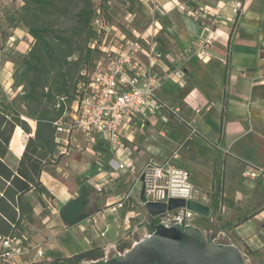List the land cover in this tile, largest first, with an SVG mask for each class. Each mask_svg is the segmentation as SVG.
Instances as JSON below:
<instances>
[{"label":"crops","instance_id":"obj_1","mask_svg":"<svg viewBox=\"0 0 264 264\" xmlns=\"http://www.w3.org/2000/svg\"><path fill=\"white\" fill-rule=\"evenodd\" d=\"M174 1L180 2L155 0L153 7L145 0L147 23L141 33L166 54L165 61L156 66L161 82L157 94L163 101L178 107L182 118L166 110L147 118L136 115V133L126 142L136 168L127 173L136 176L149 160L164 163L187 138H195V147L211 150L210 164L204 166L194 158L188 162L181 153L172 158V162L189 171V179L199 191L198 200L210 205L211 214L203 218L204 225H210L211 228H206L216 231L225 243L236 245L246 264H264V176L249 179L242 174L248 164L264 169V0H212L213 5L205 7L213 6L214 25L207 16L198 22L188 19L184 14V11L191 13L188 6L181 8ZM238 2L241 7L236 12L234 7ZM156 11L162 16H157ZM207 35H211L212 44L203 56L199 50ZM167 66H180L182 76L176 81L171 79ZM173 118L178 121H172ZM190 123L197 127L198 135L190 136ZM31 136H34V128L27 133L17 126L13 132L2 161L15 175H18L19 162ZM81 154L82 158L78 159L72 150L57 165L42 171L40 181L52 195L51 212L46 207V195H42L45 201L42 204L34 189L25 194L32 206V221L27 220L25 211L21 217L17 204L8 202V211L20 219L15 232L28 237L34 245H41L47 255L56 252L71 256L90 248V239H107L89 227L92 213L81 218V222L72 223L77 212L72 210V215L65 211L71 202L78 201L83 189L94 188L92 181L103 178L87 163L89 154ZM83 164L84 173H78ZM77 174L85 177L77 179ZM218 183L220 192L216 197ZM135 201L140 203L137 197ZM120 210L124 213V209ZM0 214V232L7 234L15 225ZM105 226L106 222L100 220L98 228L102 230ZM149 233L145 229L140 238ZM108 243V248L115 247L116 239H109ZM35 253L34 248L21 260Z\"/></svg>","mask_w":264,"mask_h":264},{"label":"built area","instance_id":"obj_2","mask_svg":"<svg viewBox=\"0 0 264 264\" xmlns=\"http://www.w3.org/2000/svg\"><path fill=\"white\" fill-rule=\"evenodd\" d=\"M174 4L187 8V5L177 1H174ZM240 7L241 3L238 2L234 10L239 12ZM189 12L192 13L190 9ZM129 16L132 20L135 13H129ZM156 23L157 21H154L153 24L157 28ZM95 24L99 30L106 29L101 19H97ZM211 44L212 37L207 35L202 40L199 53L206 55ZM92 46L94 47L95 43ZM101 48L107 62L105 64H102V61L98 62L95 69L88 73L89 81L79 82L69 119H59L54 124L59 154L65 155L76 150L99 155L95 148L97 138L101 137L106 142L110 156L103 164L100 159L96 162L100 167L102 165L107 167L106 169L102 167L99 174L109 182L120 177L123 172L135 171L136 166L126 142L136 133L134 126L136 115L147 118L160 110H166L178 118L182 116L178 107L163 101L157 94L161 82L156 66L165 61L166 54L156 48L150 37L137 31L136 37L131 38L122 32L110 44H105ZM82 73L86 74V71ZM167 73L176 81L182 76V68L167 66ZM61 100L65 101V97ZM189 127L190 136L199 134L194 124L190 123ZM80 134L83 140H79ZM178 156L179 152L176 150L164 163L149 160L139 172H136L135 179L140 184V191L141 188H145L148 200L167 202L171 197L199 198L198 189L189 179V171L173 164L172 158ZM242 174L246 178L257 179L264 176V169L248 164ZM92 182L97 190H102L103 185L98 180ZM46 199L47 205L53 206L51 198ZM137 200L142 204L139 196ZM136 206L137 201L133 199V194L126 192L120 198L107 202L103 209L91 215L92 228L97 231L99 219H107L109 223L107 222L106 228L100 231V236H105L108 224L111 220H116L115 212L124 209L123 225L128 229L131 227L132 219L137 216ZM157 217L161 219L160 222L198 226L205 229L208 235L219 239L216 231L206 228L202 221L203 216L187 208H179ZM32 248L36 249V253L31 257V263L26 260L27 264L37 263L38 260H40L38 262L53 260L41 245L36 244L32 247L28 237L23 234L0 235V264H19L23 255Z\"/></svg>","mask_w":264,"mask_h":264},{"label":"trees","instance_id":"obj_3","mask_svg":"<svg viewBox=\"0 0 264 264\" xmlns=\"http://www.w3.org/2000/svg\"><path fill=\"white\" fill-rule=\"evenodd\" d=\"M57 1L25 0L24 5L21 7L20 21L27 27L35 42L30 51L21 54L22 58L15 85L22 88V92L12 100L0 101V213L15 225L7 234L0 232V235L3 236L22 235L15 232L20 224V219H16L14 214L8 211L9 201L17 204L21 210V217L24 216L25 211L27 220L32 221V206L25 194L34 189L38 193L42 204H45L43 194L52 198L49 190L40 181V175L46 168L57 165L64 156V154H59L57 150L56 125L54 122L59 119H69L72 104L78 93L79 82L89 81L88 73L93 67L97 66L98 61L95 62L94 60L102 52L99 41H101L103 29L99 30L95 21L101 19L104 24L103 14L106 12L109 0H102L98 9L91 5L90 0H82L83 6L78 12L77 21L81 28L86 30L88 37L81 49L86 50L85 54H80L76 60L86 62L87 65L84 68L86 74L81 71L82 75L77 85L73 86L71 93L69 77L72 71L68 69V66L71 64L69 57L75 56L77 51L74 45V37L59 32L49 23L40 22L41 15L54 13L59 8L60 5ZM82 29L81 31H83ZM97 35L98 37L93 42L95 46H92L93 43L87 45L89 38ZM75 63L78 64L77 61ZM62 97H65V101L61 100ZM18 99H20L21 105L26 108V116L35 122V126L29 122L27 117L21 116L15 105ZM17 126H20L27 133L33 132L34 128V136H31L26 143L19 162L18 175H15L2 159L8 150L10 140ZM95 148L101 158L107 161L110 150L101 137L97 138ZM56 154L57 158L54 159ZM88 189H83L82 193ZM219 192L220 186L218 183L216 197ZM158 222V217L152 218V231L153 224ZM93 250L94 248H89L71 256L55 258L51 262L79 264L84 258L92 257L94 255Z\"/></svg>","mask_w":264,"mask_h":264},{"label":"rangeland","instance_id":"obj_4","mask_svg":"<svg viewBox=\"0 0 264 264\" xmlns=\"http://www.w3.org/2000/svg\"><path fill=\"white\" fill-rule=\"evenodd\" d=\"M154 1L155 0H149L153 7L155 5ZM179 1L185 3L192 11V13L184 11V14L188 16V19L192 18L196 22H198L201 17L207 16L212 19L211 22L213 25L216 23V14L213 6H210L211 8L205 7V5H213L212 0ZM57 2L60 5L59 8L56 9L54 13L41 15L40 22L49 23L53 25L59 32L74 37V45L77 51L75 53V56L69 57L71 64L68 66V69L72 71V74L69 77V85H71L70 91L72 93L74 88L73 86L77 85V82L82 75L81 71H84V68L87 65L84 60H76L78 59L80 54H85L86 50L81 49L84 47V41L88 37L86 30L82 29L77 21V15L80 8L83 6V1L58 0ZM101 2L102 0H90L91 5L95 9H98L100 7ZM24 3L25 0H0V101L12 100L16 97L17 94L22 92V88L15 85V79L19 73V65L22 58L21 54H26L28 51H30L35 42L34 37L28 32L27 27L20 21V17L22 15L21 7L24 5ZM146 7L148 9V5L145 3V0H109L106 12L103 14L104 26L106 29L102 31L101 41H99L100 45L103 46L105 44H110L122 32L126 33L131 38H135L137 31L141 32L145 29L147 23ZM129 13H135V16L132 20L130 19L131 17L129 16ZM156 15L162 16L161 12L159 11H156ZM81 29L83 31H81ZM97 37L98 35L90 37L87 41V45L92 44ZM76 61L78 62L77 65L75 63ZM94 61H102V64H105L107 62L105 53L102 51ZM93 69L95 68L93 67L90 72H92ZM15 105L19 110L21 116L27 117L26 108L21 105L20 99L15 102ZM27 118L29 122L33 126H35V122L29 117ZM172 121H178V119L173 118ZM78 137L79 140H83L81 134L78 135ZM194 139L195 138H187L183 142V146L179 147L177 151L183 154L187 158L188 162L192 161L191 159L194 158V161L199 164H202L204 166L209 165L212 158L211 150H203L195 147ZM188 145H190V148L185 151L184 147ZM81 153L85 152L75 150V154L77 155L78 159L82 158ZM88 154L89 155L86 156L89 157V159H87L86 161L88 164H91V168L93 167L94 169H96L94 172L100 171L102 167L103 169L107 168L105 165H102V167H100L99 165L98 168L96 160H102V158L97 157V155H93L90 153ZM103 161L104 160H102L101 162L102 164ZM82 171H85V164L79 166L77 170L78 173H84ZM131 174L127 173L125 175H121L117 179L110 180L109 182L106 181V178H102L98 180V182L103 185L101 191L97 190V188L94 187L93 189H88L81 193V195L77 198L78 201L71 202L65 208V211L71 212L72 210H75V212H77L73 217L72 223H78L81 218L86 217L90 213L96 214L98 211L103 209L107 201L109 202L115 200L117 197L120 198L126 192H134L133 199L135 200L136 197L138 198L139 195L137 194L138 192H140V186L138 181L135 179V176L133 177V174ZM81 176L85 177L84 174L76 175L77 179ZM71 179L73 181V174ZM49 198L50 197H48V199ZM46 207L50 212L53 210L52 206L48 207L46 204ZM119 210L115 212L116 220H111L110 224H108V230L106 231L105 236H101L106 237L107 239L103 238L104 240L102 241L100 238L98 239V241L90 239L89 246L90 248H94V255L89 258H84L80 263L90 262L98 259H106L114 254L123 253L124 251L130 249L133 244L141 236H143V232L145 231V229L150 233L153 232L150 227V225L152 224V218L145 206H143L142 204L137 203V216L132 219L131 227L129 229H124V213L122 210ZM71 213L72 215H74V212ZM91 215L89 220V227L92 228ZM158 219L160 223L161 219ZM103 220L106 222V224L107 222L109 223L107 219ZM67 223L70 224V221ZM206 226L210 227V225L208 224ZM202 230L205 231V229ZM92 231H94L93 228ZM92 231L90 232L92 233ZM100 231L101 230L98 228L97 232L100 233ZM86 232H89V230H86ZM109 239H116L115 247L108 248ZM216 241L225 243V239H223L222 237H219V239H216ZM29 242L32 244V247L35 246L30 240ZM80 243H82V241ZM50 256L52 257V259L65 257L62 254L56 252H52V254H49V257ZM27 260L28 263H31V257H29ZM51 261L48 262L52 263ZM19 264H27L26 259L24 258L23 261L20 260Z\"/></svg>","mask_w":264,"mask_h":264},{"label":"water","instance_id":"obj_5","mask_svg":"<svg viewBox=\"0 0 264 264\" xmlns=\"http://www.w3.org/2000/svg\"><path fill=\"white\" fill-rule=\"evenodd\" d=\"M139 197L153 218L179 208H187L206 218L211 214L210 205L198 199L171 197L167 202L151 201L144 187ZM80 264H246V259L236 245L217 242L213 235L198 226L160 222L153 224L150 235L137 240L123 253Z\"/></svg>","mask_w":264,"mask_h":264}]
</instances>
